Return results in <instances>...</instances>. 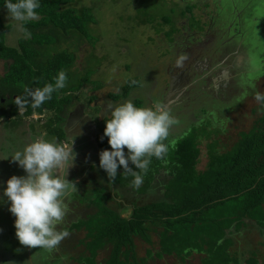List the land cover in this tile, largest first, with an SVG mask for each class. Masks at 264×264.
I'll return each instance as SVG.
<instances>
[{
    "label": "rangeland",
    "instance_id": "obj_1",
    "mask_svg": "<svg viewBox=\"0 0 264 264\" xmlns=\"http://www.w3.org/2000/svg\"><path fill=\"white\" fill-rule=\"evenodd\" d=\"M71 1L74 3L72 5L74 9L89 8L88 11L93 20L89 24L88 35L85 39L78 42L77 37L76 39L73 37L68 39L64 45L66 49L76 50L77 60L74 70L77 69L80 79L87 81L77 93L79 100L76 103H84L86 109L88 108L85 110L86 114L89 113L95 117H92V122L99 124V116L91 109L92 100H98L96 104L100 106L109 99V94L119 95L123 87L130 82H135L136 87L130 90L127 97H120L116 104L109 100L107 105L110 103L118 105L131 100L137 107H150L153 110L166 109L160 94L167 87L169 80L166 70L169 67L174 68L176 60L183 54L187 57L183 62V67H177L174 70L185 73L188 79L181 86L184 94L180 97L182 101L179 99L180 105L169 111L176 121L168 138L171 146L183 135L192 132L200 135L198 145L200 155L196 170L201 172L206 169L210 154H224L230 151L240 141V135L247 133L256 125L263 110L253 98V90L246 88V83L254 80L255 91L264 93V0H219L221 17L217 20L222 27L219 33H214L207 27L203 30L191 28L188 15L185 18L176 17L175 25L172 26V29L176 30L172 35V44L165 35L171 27L163 24L160 21L161 18L176 15L184 10L186 5L193 4L197 6L193 10L194 18L200 19L202 24L210 23V20L214 19L213 0ZM245 1H251L253 6L244 15L242 21L246 26H252L249 24H252L254 19L256 21L254 29L249 30L251 32L249 39L246 40V36L244 38L248 52L246 58L249 63L247 65L242 61L238 69L240 73L232 79L240 78V81L237 79L235 85L234 82L229 85L234 87L231 92L223 93L219 98H215L210 92L209 95H205L201 90L200 82L188 85L199 76L194 69L193 62L202 61L206 57L203 53L206 48L212 50L211 55L208 54L210 57L218 55L222 57V44L228 35L226 29L232 22H230L231 14L234 12V7H241ZM0 12L3 23L10 27V31L5 36V44L9 47H17L18 40L22 37L16 32V22L9 19L7 10L1 9ZM212 60L215 61L216 58ZM4 73V63L0 61V77ZM20 75L23 73L21 72ZM178 84H181V81ZM246 92L247 95H245ZM200 99L205 101L200 104ZM207 111L206 116H201ZM104 115V118L108 117L107 112ZM33 116L27 121L32 120ZM41 116V118L37 117L32 128L39 132L37 137L52 140L53 137L40 129V126L51 119L52 115L45 113ZM208 123L209 127L201 128V124ZM101 128L102 126L98 129ZM206 134L209 135L204 137ZM87 138L89 135L87 137L84 132L72 136V142L80 146L81 150L76 147V159L80 161L74 162V167H71L72 171L79 170L71 174L81 176L79 179L71 180L67 176L70 182L75 183L77 191L69 197L68 214L59 227L66 228L69 235L53 250L29 248L21 245L16 238L15 217L9 211L7 198L3 197V189L6 187V181L13 175H26L16 162L8 158L12 154L10 151L12 139L20 142L19 145H15V151L22 149L28 141L23 142L20 138L9 135L6 137V142L3 140L0 142V155H5L1 156L0 165V198L3 199V202H0V264H82L78 259L87 256L84 245H82V242L87 241V231L85 228L71 229V227L72 224H77L81 220L94 219L93 217L98 213L96 198L98 201L102 198L101 203L104 207L119 212L122 216L130 213L132 203L145 205L164 200L167 171L159 172L144 194L139 193L138 189H133L130 185L123 188L111 184L107 173L99 167V153L103 149L100 147V150L97 148L92 151L95 144L92 142L86 144ZM62 142L63 146L70 147V143ZM23 143L25 144L21 145ZM72 149L75 152V146ZM234 232L228 236L233 241L230 252L237 255L239 263L244 264L253 252H257L259 264H264V230L254 222L247 220L243 222V226L238 231ZM152 239L156 245L157 236L152 234ZM135 246L140 257H145L147 249L150 248L137 238ZM109 248L107 246L99 252L96 258L98 263L106 260ZM202 256L193 252L185 263L174 256L163 259L154 256L153 259L148 260L147 264H201Z\"/></svg>",
    "mask_w": 264,
    "mask_h": 264
},
{
    "label": "trees",
    "instance_id": "obj_2",
    "mask_svg": "<svg viewBox=\"0 0 264 264\" xmlns=\"http://www.w3.org/2000/svg\"><path fill=\"white\" fill-rule=\"evenodd\" d=\"M214 1L219 5V0ZM73 4L71 0H41L38 9L40 18L26 24L31 35L26 39L20 38L17 47L5 44L10 27L3 23L0 12V61L5 68V73L0 77V122L4 120L6 127L16 129L35 114L49 113L51 119L43 123L40 129L58 142L66 140L62 127L65 113L73 101L79 100L76 94L87 81L80 79L77 69L74 70L76 50L66 49L64 45L73 37H77L78 42L85 39L89 24L93 22L89 8L77 10L72 8ZM3 5L4 0H0V11L7 10ZM196 7L193 4L186 5L178 14L161 18L163 24L171 27L165 34L169 43H173L172 35L176 30L172 26L175 25L176 17L185 18L188 15L191 28L203 30L207 27L214 33L220 32L219 21L210 25L194 18L193 10ZM247 29H244L246 40L251 36ZM203 53L205 56L211 55L212 50L206 48ZM61 70L68 76L66 87L54 92L52 99L40 108L28 106L19 109L13 102L17 96L24 94L25 87L36 89L54 83V78ZM21 72L23 75H20ZM130 83L123 87L119 95L109 94L108 98L117 101L120 97H127L130 90L136 87L135 82ZM199 101L201 104L205 100ZM105 119L100 124L99 145L103 150H110L108 138L101 140L106 127ZM200 126L205 129L209 123ZM240 136V141L230 151L212 155L210 152L206 169L201 172L196 170L200 135L193 132L183 135L173 146L169 140L165 141L169 145L168 155L164 160L152 159L143 185L138 189L139 193L144 194L155 181L156 175L167 171L164 200L145 205L132 203L129 215L124 217L104 207L102 198L100 201L96 198L98 213L94 219L81 220L71 227L85 228L87 231V241L82 242L87 256L78 259L79 262L147 264L154 256L158 259L174 256L185 263L196 252L203 255L201 264H240L237 255L230 252L233 241L228 236L238 231L247 220L264 230V110L256 125ZM129 166L135 170L131 162ZM122 173L123 168H118L117 178L110 181L111 184L123 188L131 186L133 177ZM152 234L157 236L156 245ZM136 238L150 247L145 257L137 253ZM107 246L110 248L106 260L98 263L96 258L99 252ZM256 254L253 252L244 264H259Z\"/></svg>",
    "mask_w": 264,
    "mask_h": 264
},
{
    "label": "clouds",
    "instance_id": "obj_3",
    "mask_svg": "<svg viewBox=\"0 0 264 264\" xmlns=\"http://www.w3.org/2000/svg\"><path fill=\"white\" fill-rule=\"evenodd\" d=\"M3 6L9 19L16 22L17 34L29 38L31 33L26 24L40 18L41 0H4ZM186 59V55H180L176 67L182 68ZM67 82L68 76L61 70L54 83L36 89L25 87L24 94L13 102L19 109L40 108L52 99L54 92L65 88ZM246 88L253 90V98L264 110V93L255 91L254 80L247 81ZM105 110L109 118L105 119L101 140L108 138L110 150L99 153V167L107 173L110 181H115L118 168L122 167V175L133 177L131 187L139 189L152 159L164 160L168 155L169 145L165 141L176 121L166 109L137 107L131 100L118 105L110 103ZM72 145L65 147L55 139L37 137L8 156L26 173L24 176L13 175L3 189L9 211L15 217L16 238L23 246L53 250L69 235L66 228L59 226L68 214L69 197L77 191L75 183L67 179L77 155ZM0 202H3L2 198Z\"/></svg>",
    "mask_w": 264,
    "mask_h": 264
},
{
    "label": "flooded vegetation",
    "instance_id": "obj_4",
    "mask_svg": "<svg viewBox=\"0 0 264 264\" xmlns=\"http://www.w3.org/2000/svg\"><path fill=\"white\" fill-rule=\"evenodd\" d=\"M213 5L215 6V9L212 12L214 19L210 18L211 19L210 25L213 24V22L218 21L219 20L218 18L221 17L220 1H219V5H217V3H215V1L213 0ZM252 6L253 5L251 1H245L241 7H234V14L232 13L230 17V22L231 21L232 22L229 24L228 28L226 29L228 32V35L226 37V41L222 44V49H221L222 57L220 58L219 55L215 57H212V56L210 57L209 55V56L204 57L202 61L195 60L193 66H194L196 73L199 74V76H197L196 79H194V81L188 85H193V83L195 84L196 82H200L202 92H204L205 95H209V92H210L215 98H219L223 93L225 94V93L231 92L234 89V87L232 88L229 85L232 82H234L233 84L235 85L236 84L235 81L237 79L238 80L240 79V78H235L234 80H232L234 77L237 76V74L240 73L238 69L240 68L242 61L246 63L248 60V58H246L247 56L246 54H248V52H247V47H246L245 40H244L245 36L247 38V33L244 31V29L249 28V30H253L254 27L256 26L255 19L252 22V24H249L252 26H246V24L242 21V18H244V15H246L247 11H249L252 8ZM213 58H216V60L213 61L212 60ZM228 58L230 59L228 60ZM175 68H177L176 64L174 68L173 67L167 68L166 72L168 74L169 80H168L167 87L165 88V90L164 91L162 90V92L160 93L162 95V103L165 108L167 107L166 109H168V111L173 110L175 107L178 108V106L180 105V100L182 101L180 97H182L184 94L183 88H181V86L184 82H187V79H188L185 73L182 74V72L174 70ZM180 81H181V84H178ZM170 85L172 86V88H170ZM168 94H171V97L167 100ZM91 98L96 99L95 97H91ZM109 100L110 99L106 100V102L103 104H100V106L96 104L98 100H92L93 105H91V109L97 113L96 115L99 116L98 125L95 122H92V117H94L93 115L91 116V114L89 113L86 114L85 110H87L88 108L86 109V106L84 105V103H81V102L76 103V101H73L71 105L69 106L70 108L68 109V112L65 113V117H64L65 121L62 124V127L66 134L65 143H70V146L73 143L72 147L75 146V149H74L75 153L77 152V149L78 150H81V149L79 148L80 146H78L75 142H72V136H76L80 134L81 132L86 133L87 137L89 135V138H87L86 140V144H89L91 142L95 144V146L93 145L92 151L97 148L100 150L99 138H100L101 129H98V128L100 127L102 120L105 119L103 116H105L104 113L107 112L105 109H106L107 103H109ZM112 102L116 104V102L118 101L112 100ZM37 117L41 118L42 116L38 115ZM37 117L33 116L35 120H33L32 118V120L30 119L29 121H24L20 126L18 125L17 126L18 128L16 129H12L11 127H6V124L4 123L5 121L2 120L0 122V142L2 140L6 142V137L9 135L13 137L16 136V138H20L23 142L28 141V143L36 139L37 134L39 132L37 130H34L32 128V125H34L35 121L38 119ZM90 119H91V122H90ZM58 143L62 144L63 142H58ZM17 144L19 145L20 142L18 141L15 142L12 139V148L10 149L12 153L15 152V145ZM24 144L25 143L21 145H24ZM68 145L69 144H67V146ZM1 156H5V155L4 154L0 155V165H1ZM78 161L80 160L75 159L74 162H78ZM76 170L77 169H74L72 171L71 167L69 168L68 174H67L68 179H69V172L72 173Z\"/></svg>",
    "mask_w": 264,
    "mask_h": 264
},
{
    "label": "crops",
    "instance_id": "obj_5",
    "mask_svg": "<svg viewBox=\"0 0 264 264\" xmlns=\"http://www.w3.org/2000/svg\"><path fill=\"white\" fill-rule=\"evenodd\" d=\"M105 118H106V117H105ZM69 174H70L69 176H71V177H73V178H77V179H79L80 176H81L80 174H77L76 176H75V175H72L73 172H72V174L69 172ZM164 194H165V192H164ZM164 194H163V198H164ZM129 211H130V209H129ZM128 215H129V214H128ZM128 215H127V216H128ZM127 216H124V217H127Z\"/></svg>",
    "mask_w": 264,
    "mask_h": 264
},
{
    "label": "water",
    "instance_id": "obj_6",
    "mask_svg": "<svg viewBox=\"0 0 264 264\" xmlns=\"http://www.w3.org/2000/svg\"><path fill=\"white\" fill-rule=\"evenodd\" d=\"M170 88H172V86L170 85ZM171 97V94L167 95V100ZM167 108V107H166ZM81 111V110H80Z\"/></svg>",
    "mask_w": 264,
    "mask_h": 264
}]
</instances>
